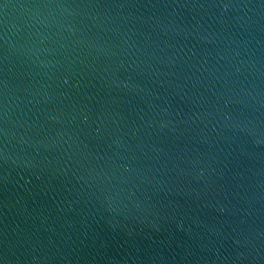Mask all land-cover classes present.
Returning a JSON list of instances; mask_svg holds the SVG:
<instances>
[{
  "label": "water",
  "instance_id": "95a60500",
  "mask_svg": "<svg viewBox=\"0 0 264 264\" xmlns=\"http://www.w3.org/2000/svg\"><path fill=\"white\" fill-rule=\"evenodd\" d=\"M0 264H264V0H0Z\"/></svg>",
  "mask_w": 264,
  "mask_h": 264
}]
</instances>
